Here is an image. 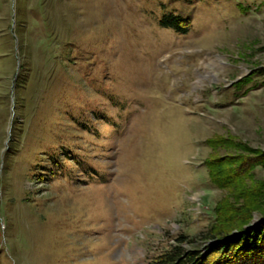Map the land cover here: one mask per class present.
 <instances>
[{"label": "rangeland", "instance_id": "374dc122", "mask_svg": "<svg viewBox=\"0 0 264 264\" xmlns=\"http://www.w3.org/2000/svg\"><path fill=\"white\" fill-rule=\"evenodd\" d=\"M262 186L264 0H0V264L202 255Z\"/></svg>", "mask_w": 264, "mask_h": 264}, {"label": "trees", "instance_id": "16d2710c", "mask_svg": "<svg viewBox=\"0 0 264 264\" xmlns=\"http://www.w3.org/2000/svg\"><path fill=\"white\" fill-rule=\"evenodd\" d=\"M159 24L161 27L170 28L179 33H187L190 25L187 18L184 19L176 16H163L160 19ZM246 81L247 78H244L239 82H236L234 86H240ZM209 179L210 182L217 187L219 184H221L216 182V180L213 178L212 171ZM261 189L263 191H260V196L264 193V186H262ZM263 203L264 201L259 203L260 207L255 206L256 208H254L258 210L257 214L259 215L257 227H249L253 216L248 214L245 215L247 212H249L247 211L248 208L246 207L244 216L237 215L234 216V218L229 219L221 218L223 219L220 220L222 222H220L221 225H219L217 231L212 234L213 238H219L215 240L216 243H219L218 247L209 248L208 251L202 255L195 251H190L185 254L179 247H176L173 248L171 252L164 253L158 257L156 264H264ZM256 204L257 203L253 201L250 203L248 202L247 205L254 206ZM185 241L186 239L183 236L179 237L177 240L179 244H182Z\"/></svg>", "mask_w": 264, "mask_h": 264}, {"label": "bare ground", "instance_id": "6f19581e", "mask_svg": "<svg viewBox=\"0 0 264 264\" xmlns=\"http://www.w3.org/2000/svg\"><path fill=\"white\" fill-rule=\"evenodd\" d=\"M256 222V221H255ZM215 243V242H214Z\"/></svg>", "mask_w": 264, "mask_h": 264}]
</instances>
